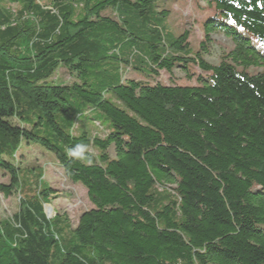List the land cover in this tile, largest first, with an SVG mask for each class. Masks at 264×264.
Instances as JSON below:
<instances>
[{
    "label": "trees",
    "instance_id": "obj_1",
    "mask_svg": "<svg viewBox=\"0 0 264 264\" xmlns=\"http://www.w3.org/2000/svg\"><path fill=\"white\" fill-rule=\"evenodd\" d=\"M176 2L0 0V264H264V0H205L196 47ZM32 144L84 189L75 224L46 217Z\"/></svg>",
    "mask_w": 264,
    "mask_h": 264
},
{
    "label": "rangeland",
    "instance_id": "obj_2",
    "mask_svg": "<svg viewBox=\"0 0 264 264\" xmlns=\"http://www.w3.org/2000/svg\"><path fill=\"white\" fill-rule=\"evenodd\" d=\"M205 0H177L171 7L172 25L175 28L183 27L190 31V45L196 47L202 39L201 23L211 14L205 8ZM214 41L210 56L205 61L210 65H216L220 54L230 48V41L222 35H212ZM191 72L194 76L190 80H185L179 70H174L171 75L160 72L157 81L162 84H184L195 85V77L200 72L193 67ZM129 76V75H128ZM132 76V75H130ZM20 168L39 166L43 172V183L48 185L52 192L49 197V204L44 205V213L48 219H52L56 214L66 215L73 223L77 221L79 214L88 210L91 205L86 197V193L79 185L67 182L61 175V171L56 164L53 155L43 150L38 145L21 146L19 151ZM6 180L0 175V183ZM19 198L11 196L4 198L0 194V221L10 219L17 211ZM47 207L51 212H47Z\"/></svg>",
    "mask_w": 264,
    "mask_h": 264
},
{
    "label": "clouds",
    "instance_id": "obj_3",
    "mask_svg": "<svg viewBox=\"0 0 264 264\" xmlns=\"http://www.w3.org/2000/svg\"><path fill=\"white\" fill-rule=\"evenodd\" d=\"M87 151L88 146L86 144L78 143L69 150L68 155L75 160H88L90 163L91 161L86 156Z\"/></svg>",
    "mask_w": 264,
    "mask_h": 264
},
{
    "label": "bare ground",
    "instance_id": "obj_4",
    "mask_svg": "<svg viewBox=\"0 0 264 264\" xmlns=\"http://www.w3.org/2000/svg\"><path fill=\"white\" fill-rule=\"evenodd\" d=\"M46 211L50 213L51 212V209L47 207V210Z\"/></svg>",
    "mask_w": 264,
    "mask_h": 264
}]
</instances>
